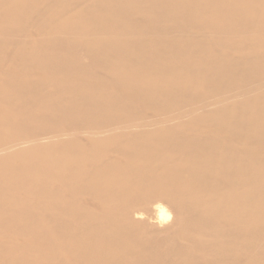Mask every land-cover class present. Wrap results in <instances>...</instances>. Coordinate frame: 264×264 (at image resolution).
Instances as JSON below:
<instances>
[{
  "label": "bare ground",
  "instance_id": "6f19581e",
  "mask_svg": "<svg viewBox=\"0 0 264 264\" xmlns=\"http://www.w3.org/2000/svg\"><path fill=\"white\" fill-rule=\"evenodd\" d=\"M0 264H264V0H0Z\"/></svg>",
  "mask_w": 264,
  "mask_h": 264
}]
</instances>
